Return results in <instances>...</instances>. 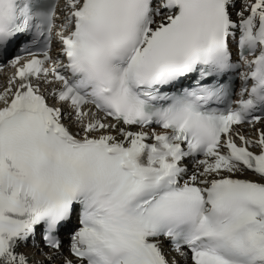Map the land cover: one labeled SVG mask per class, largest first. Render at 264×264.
Listing matches in <instances>:
<instances>
[{
    "label": "snow or ice",
    "instance_id": "snow-or-ice-1",
    "mask_svg": "<svg viewBox=\"0 0 264 264\" xmlns=\"http://www.w3.org/2000/svg\"><path fill=\"white\" fill-rule=\"evenodd\" d=\"M0 71V264H264V0H0Z\"/></svg>",
    "mask_w": 264,
    "mask_h": 264
},
{
    "label": "bare ground",
    "instance_id": "bare-ground-1",
    "mask_svg": "<svg viewBox=\"0 0 264 264\" xmlns=\"http://www.w3.org/2000/svg\"><path fill=\"white\" fill-rule=\"evenodd\" d=\"M2 80H3V76H0V82H2Z\"/></svg>",
    "mask_w": 264,
    "mask_h": 264
}]
</instances>
